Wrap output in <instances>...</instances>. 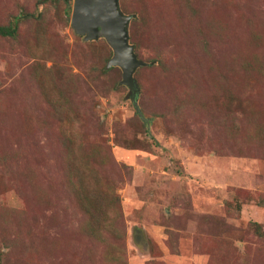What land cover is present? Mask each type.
<instances>
[{
  "label": "rangeland",
  "instance_id": "obj_1",
  "mask_svg": "<svg viewBox=\"0 0 264 264\" xmlns=\"http://www.w3.org/2000/svg\"><path fill=\"white\" fill-rule=\"evenodd\" d=\"M38 1L0 0V264H264V0H118L134 93Z\"/></svg>",
  "mask_w": 264,
  "mask_h": 264
},
{
  "label": "water",
  "instance_id": "obj_2",
  "mask_svg": "<svg viewBox=\"0 0 264 264\" xmlns=\"http://www.w3.org/2000/svg\"><path fill=\"white\" fill-rule=\"evenodd\" d=\"M128 20L129 15H124L118 8V0H72L69 17L71 28L86 40L97 36L106 40L112 50L107 66L120 67V83L134 93L137 91V84L133 71L145 63L135 56L127 41ZM135 109L139 111L136 105Z\"/></svg>",
  "mask_w": 264,
  "mask_h": 264
},
{
  "label": "trees",
  "instance_id": "obj_3",
  "mask_svg": "<svg viewBox=\"0 0 264 264\" xmlns=\"http://www.w3.org/2000/svg\"><path fill=\"white\" fill-rule=\"evenodd\" d=\"M41 1H44V0H39L38 2L40 3ZM62 1L65 3V5L67 4L66 5V8H67L68 0H62ZM15 29H16V18H15V21L13 20L3 25L0 24V36H13Z\"/></svg>",
  "mask_w": 264,
  "mask_h": 264
}]
</instances>
